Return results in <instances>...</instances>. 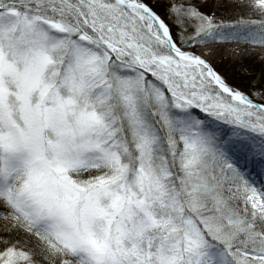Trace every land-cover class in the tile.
<instances>
[{"label":"snow or ice","instance_id":"1","mask_svg":"<svg viewBox=\"0 0 264 264\" xmlns=\"http://www.w3.org/2000/svg\"><path fill=\"white\" fill-rule=\"evenodd\" d=\"M264 0H0V264H264Z\"/></svg>","mask_w":264,"mask_h":264},{"label":"rangeland","instance_id":"2","mask_svg":"<svg viewBox=\"0 0 264 264\" xmlns=\"http://www.w3.org/2000/svg\"><path fill=\"white\" fill-rule=\"evenodd\" d=\"M153 2H155V0H153ZM244 63L250 65L251 67L250 73L244 72L237 64L228 65V75L230 81L237 82L236 84L239 85L246 92H251L254 88L258 89L264 86L262 82L264 80V75H262L257 70H256L257 72H255V74L253 75V72L255 71L256 68H259V65L261 70V64L260 61L257 59V57L256 56L245 57ZM235 73H237V76H235ZM251 78L253 79L251 80ZM248 80L249 83H247Z\"/></svg>","mask_w":264,"mask_h":264},{"label":"trees","instance_id":"3","mask_svg":"<svg viewBox=\"0 0 264 264\" xmlns=\"http://www.w3.org/2000/svg\"><path fill=\"white\" fill-rule=\"evenodd\" d=\"M258 66V65H257ZM259 71L260 73H261V70H260V65H259V68H256L255 69V71L253 72V75L255 74V72H257V71ZM235 76H237V73H235ZM253 78H251V80H252ZM263 82V84H264V80L262 81ZM234 83H237V82H234ZM247 83H249V80L247 81Z\"/></svg>","mask_w":264,"mask_h":264}]
</instances>
